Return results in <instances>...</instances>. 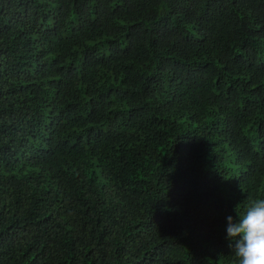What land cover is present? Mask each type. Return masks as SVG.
<instances>
[{"label": "trees", "instance_id": "obj_1", "mask_svg": "<svg viewBox=\"0 0 264 264\" xmlns=\"http://www.w3.org/2000/svg\"><path fill=\"white\" fill-rule=\"evenodd\" d=\"M249 197L264 0H0V264H237Z\"/></svg>", "mask_w": 264, "mask_h": 264}, {"label": "clouds", "instance_id": "obj_2", "mask_svg": "<svg viewBox=\"0 0 264 264\" xmlns=\"http://www.w3.org/2000/svg\"><path fill=\"white\" fill-rule=\"evenodd\" d=\"M227 220L237 264H264V197L247 198L238 219L228 216Z\"/></svg>", "mask_w": 264, "mask_h": 264}]
</instances>
